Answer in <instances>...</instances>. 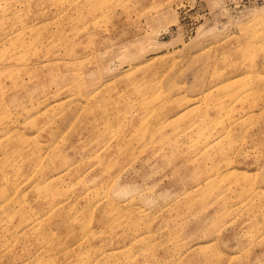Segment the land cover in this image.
<instances>
[{
  "label": "rangeland",
  "instance_id": "1",
  "mask_svg": "<svg viewBox=\"0 0 264 264\" xmlns=\"http://www.w3.org/2000/svg\"><path fill=\"white\" fill-rule=\"evenodd\" d=\"M0 264H264V0H0Z\"/></svg>",
  "mask_w": 264,
  "mask_h": 264
}]
</instances>
